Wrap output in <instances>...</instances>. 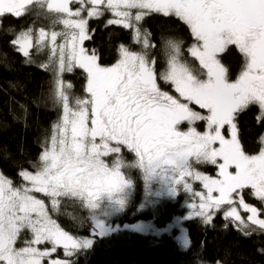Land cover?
<instances>
[{
    "label": "snow or ice",
    "instance_id": "6c2138e0",
    "mask_svg": "<svg viewBox=\"0 0 264 264\" xmlns=\"http://www.w3.org/2000/svg\"><path fill=\"white\" fill-rule=\"evenodd\" d=\"M45 3L49 11L59 14L57 22L69 30L50 34V59L58 56L54 89L62 114L53 126L50 145L39 156L38 165H33L35 171L19 172L27 183L14 185L0 172V264H73L54 254L63 249L70 258L90 248L92 239L69 235L49 215L44 200L33 193L48 197L52 210L58 209L63 198H74L94 214L99 210L103 217L122 211L133 189L131 179L121 171L125 167L119 155L122 147L135 153V167L142 170L146 188L160 185L154 195L175 197L183 190L198 197L199 204L190 205L195 209L191 215L202 217L205 223H211L214 209L232 205L233 194L246 188L264 202V147L257 155L247 154L236 123L251 105L259 106L258 119L264 120V0H0V22L7 14L21 17L29 6ZM105 12L113 16L107 24L134 29L135 42L144 49L154 47L150 33L140 26L145 17L156 13L178 18L195 39L191 56L206 71L194 74L180 61L179 45L171 41L168 69L160 79L170 82L179 97L161 90L156 61L145 53L121 45L118 62L101 66L96 51L89 52L84 41L91 39L89 19ZM58 36L64 38L63 43L57 44ZM48 38L49 33L40 29L36 44L42 47ZM12 44L30 63L32 29L22 30ZM229 45L236 46L245 60L235 82H229L218 59ZM77 68L87 73L86 98L73 96L72 84L63 79L64 73ZM193 104L207 114L194 110ZM196 121H205L207 131L180 130L183 122L193 125ZM226 125L230 138L221 131ZM109 155H114L111 165L104 160ZM193 160L222 161L218 164L220 178L195 170ZM189 180L201 182L206 192L195 191ZM217 192L219 196H214ZM239 206L251 213L252 225L264 230V219L256 207L245 203L242 196ZM225 218L247 227L236 207L226 211ZM94 219L98 235L112 231L104 220L95 215Z\"/></svg>",
    "mask_w": 264,
    "mask_h": 264
},
{
    "label": "trees",
    "instance_id": "16d2710c",
    "mask_svg": "<svg viewBox=\"0 0 264 264\" xmlns=\"http://www.w3.org/2000/svg\"><path fill=\"white\" fill-rule=\"evenodd\" d=\"M112 17L105 12L102 17L91 18L88 22L91 39L84 41V47L91 52L95 50L98 63L109 65L119 57L120 46L130 51L145 53L149 60H155L157 83L162 90L178 97L170 82L160 79L168 67L171 49L169 41L180 47V61L187 64L194 74L204 72L199 61L191 56L190 47L195 39L190 28L176 17H164L153 13L140 22L142 30L150 33V43L154 47L144 49L142 43H136L132 28L121 25H109ZM59 14L47 9L46 3L31 5L21 17L7 14L0 22V172H3L14 185L25 183L19 172L35 171L39 156L45 147L50 145L53 126L62 114V108L55 98L54 78L57 67L56 57H51L48 45L36 44L35 32L43 29L47 32H66L62 23L57 22ZM32 29L33 47L29 49L30 60L12 41L22 30ZM62 36L57 37V44L63 43ZM218 59L227 70L229 81L239 77L245 60L234 45L218 54ZM48 64L47 69L41 67ZM204 77V76H201ZM63 79L72 84L71 94L86 98V73L83 69H74L72 73H64ZM202 113L206 110L200 109ZM261 112L258 105H251L241 112L237 119L238 138L247 154H258L262 148L264 136V120L258 119ZM198 123V122H197ZM186 125V124H182ZM125 167L122 172L133 183L132 194L124 209L110 216V222L116 225L108 234L98 235L94 229L89 209L79 199L63 198L56 210H52L51 202L43 193L37 194L48 206L49 215L77 240L92 239L88 249H81L68 258L59 249L54 258L70 259L73 264H264V230L252 225L243 218L247 227L232 218H225L224 212L228 204L219 210H213L211 223H205L202 217L189 214L188 203L191 196L181 190L175 197L156 196L155 185L146 188L141 169L135 167V153L121 148ZM111 164V157H105ZM199 169L211 174L214 165L200 163ZM197 187V183L194 184ZM196 191H203L197 187ZM246 201L253 202L264 217V202L252 194V189L242 191ZM190 199V200H189ZM245 216L246 212H242ZM183 224L188 236V246L181 249L175 239L177 228L173 226L165 230L167 224L175 216H186ZM191 215V218L189 216ZM138 221H150L160 229L158 233L132 229L129 225ZM246 232H251L246 235ZM41 248L50 245H41Z\"/></svg>",
    "mask_w": 264,
    "mask_h": 264
},
{
    "label": "rangeland",
    "instance_id": "374dc122",
    "mask_svg": "<svg viewBox=\"0 0 264 264\" xmlns=\"http://www.w3.org/2000/svg\"><path fill=\"white\" fill-rule=\"evenodd\" d=\"M72 7H73V9H75V7H78V5H72ZM111 14V13H110ZM82 15H84V16H86V13H82ZM112 15V14H111ZM110 19H112L113 18V16L112 17H109ZM39 31H40V29H38L36 32H35V38H36V40H37V38H38V35H39ZM45 31V30H44ZM132 31H133V37H134V29H132ZM45 32H47V31H45ZM47 33H49V38L48 39H46L45 40V42H44V45L46 44V45H48L49 46V49H50V51H51V45H50V32H47ZM191 48V47H190ZM119 59H120V57H119ZM118 59V60H119ZM56 60H57V63H58V56L56 57ZM118 60L115 62V63H113V64H109V65H101V66H105V67H111V66H113V65H115L117 62H118ZM222 64V63H221ZM222 66H223V64H222ZM167 69H168V67H167ZM167 69L164 71V73L167 71ZM206 70L204 69V72H205ZM86 77H87V73H86ZM202 79H206V76H204V77H201ZM238 79V78H237ZM236 81V80H235ZM235 81H232V82H235ZM229 82H231V81H229ZM86 84H87V79H86ZM85 84V85H86ZM172 88L175 90V88H174V86L172 85ZM162 90V89H161ZM162 91H165V90H162ZM167 92V91H166ZM169 93V92H168ZM170 94V93H169ZM178 94V93H177ZM174 96V95H173ZM178 97H179V94H178ZM182 99V98H181ZM191 107H193L194 108V110H196V111H199V112H201L199 109H197V108H195L193 105H190ZM198 106V105H197ZM62 108V107H61ZM202 113V112H201ZM202 114H207V113H202ZM198 122V123H197ZM186 124V125H182V124ZM179 127H180V130L181 131H187L190 127H195L196 128V130L198 131V132H201V133H203V132H205V131H207V125H206V122L205 121H196L193 125H189L187 122H183ZM222 131V134L223 135H225V137L226 138H230V129L228 128V126L226 125L225 127H224V129H222L221 130ZM264 137V136H263ZM219 145H218V143H217V145H216V147H218ZM262 147H264V141H263V145H262ZM259 154V153H258ZM253 155H257V153L256 154H253ZM110 157H111V161L113 162V160H114V155H110ZM105 158V157H104ZM122 159H123V157H122ZM105 160V162L106 163H108L107 161H106V159H104ZM219 163H222V161H218V163L217 164H213L214 165V173L213 174H211V173H209V172H207V171H205V170H202L201 168L199 169L198 167H199V165H200V163H196L194 160L192 161V165H193V168L195 169V170H197V171H199V172H201V173H203L204 175H207V176H209V177H212V178H217V179H219L220 177H219V167H218V164ZM207 164H211V163H207ZM109 165H111V164H109ZM122 171V170H121ZM230 171H235V169L234 168H231L230 169ZM124 174V173H123ZM125 175V174H124ZM189 182L192 184V186H193V189L196 191L197 190V187H201V188H203V185H202V183L201 182H199V181H192V180H189ZM25 183H27V182H25ZM195 183H197V187L194 185ZM152 185H155L156 187H157V190H159V188H160V185L158 184V183H153ZM201 192H206V190L203 188V191H201ZM37 194H39V193H33V195H35L38 199H41V197H39ZM188 196H191V200H190V202L188 203V207H189V214H192L194 211H195V209H193V208H191L190 207V205L191 204H199V198L198 197H194V196H192V194L191 193H186ZM213 195L214 196H219V193L217 192V193H213ZM242 196V192H240L239 193V195H237L236 193H234L233 194V204L232 205H228L227 207H226V210H225V212L226 211H228V210H230V208L231 207H236V209H237V211L239 212V214H240V216H241V218L243 219V218H247L248 219V217L251 215V213H249V212H246V214H245V216H244V214L242 213V212H245L244 211V209L242 208V207H240L239 206V199H240V197ZM243 197V196H242ZM244 199V198H243ZM244 202L245 203H247V204H249L250 206H252V207H256L257 208V206L253 203V202H250V201H246L245 199H244ZM258 209V208H257ZM215 210V209H214ZM89 212H90V216H91V221H92V224H93V227H94V229H96L98 232H99V229H97L96 227H95V223H96V221H95V219H94V215H95V217H98L99 219H101V220H104L105 221V223H106V225L109 227V228H115L116 227V225L114 224V223H111L110 222V216L109 217H103V216H101L100 215V213H99V210H97L96 211V213L94 214L90 209H89ZM225 212H224V215H225ZM259 212V211H258ZM185 218H187V215L186 216H175L168 224H167V228L165 229V230H170L171 228H173V226L174 227H176L177 228V230H176V233H175V239H176V241L178 242V244H179V246H180V248L181 249H185V248H187V246H188V244H189V242H188V236H187V232H186V228H185V226H184V224H183V219H185ZM259 218L260 219H264V217L263 216H261L260 215V213H259ZM244 220V219H243ZM245 222V221H244ZM129 227L130 228H132V229H136V230H140V231H145V232H147V231H151V232H147V233H158L159 232V230L160 229H158V228H156L154 225H153V223L152 222H150V221H138L137 223H134V224H131V225H129ZM45 264H47V261H45ZM199 264H209V263H207V262H204V261H202V262H199ZM215 264H220V263H215Z\"/></svg>",
    "mask_w": 264,
    "mask_h": 264
}]
</instances>
